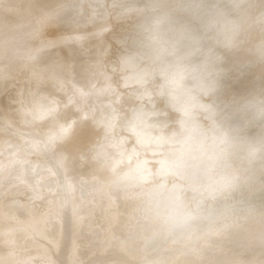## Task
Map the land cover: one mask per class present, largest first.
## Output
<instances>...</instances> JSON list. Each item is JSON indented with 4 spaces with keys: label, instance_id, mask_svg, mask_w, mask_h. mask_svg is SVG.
Returning a JSON list of instances; mask_svg holds the SVG:
<instances>
[{
    "label": "rangeland",
    "instance_id": "1",
    "mask_svg": "<svg viewBox=\"0 0 264 264\" xmlns=\"http://www.w3.org/2000/svg\"><path fill=\"white\" fill-rule=\"evenodd\" d=\"M9 1L0 0V20L11 25L7 26L9 32L0 30V51L6 46L4 36L13 34L27 22L26 13L34 4L29 0H12L15 7L6 12L4 6ZM117 1L121 0H65L74 5L63 23L57 24L56 11H50L45 17L36 15L21 29L29 34L19 39L29 55L37 54L45 43L57 45L52 52L61 57L57 60L59 76H45L34 87L26 84L30 75L23 70L28 58L25 54L20 58L21 66L10 76V69L0 66V113L10 121L0 127V264H100L99 261L101 264H228L225 259L216 261L220 253L213 245L217 236L228 235L239 221L257 227L256 232L263 230L264 210L249 218L232 215H237L238 209L232 212L229 208L242 205L244 195L239 193L232 198L222 188L221 181L224 175L240 179V188L244 189L247 179L257 175L249 183L250 203L264 202V192L255 189V182H264V140L241 161L240 156L232 155L227 146L221 145L220 150L214 151L222 162L221 167L212 165L207 158L195 167L196 173L202 175L198 184H189L185 177L168 172L166 164L170 151L183 145L186 132L181 130V125L186 118L196 119L193 134L208 136L200 147L203 151L216 140V128L228 124L232 117L238 121L232 136L245 137L242 151L248 142L264 138V111L254 112L251 108L254 102H264V59H255L256 53L264 51V10L259 17L264 0H251L245 13L237 16L229 0H199L195 6H191L193 0H154V16L148 26L149 32L157 29L159 38L148 44L137 42L130 51L143 57L147 51L174 48V54L165 57L170 61L181 56L182 50L178 48H186L190 40L197 39V61H206L209 69L199 76L180 74L173 78L172 94L179 93V87L176 88L179 83L190 88L191 109L187 115L175 109L156 114V121L161 123H156L154 132L169 129L171 143L154 144V152L138 148L130 159L122 158L128 152L123 145L133 135L121 126L132 128L134 121L128 117L137 110H149L151 104L140 94L143 83H126L130 70L117 68V62L127 52L126 40L133 37L137 23V17L125 12ZM43 2L48 3L40 1V5ZM190 7L194 12L185 21L182 13ZM55 8L60 9V5ZM256 9L254 15L258 14L259 19L246 28L248 10ZM102 13L107 14V30L95 35L89 46L87 43L79 46L80 53H71L70 57L63 41L68 28L74 24L88 39L94 30L92 18ZM30 27L38 28L36 35ZM234 36H247L248 44L236 52H228L226 45ZM121 38L125 41H120ZM101 40L107 44L105 54L98 52ZM10 59L11 56L7 62ZM162 62L164 59L159 64ZM99 63L97 72L103 75H96ZM76 77L90 79L94 102L88 101L89 93L75 82ZM209 85L213 89L204 87ZM163 88L159 84L154 92L159 93ZM24 91L27 96L38 91L42 98L53 101L54 110L41 117L31 116L24 123L23 117L15 113L16 102ZM208 107L211 110L207 111ZM109 124L112 129L107 133L104 127ZM60 126H66L65 131L59 130ZM114 145L122 150L117 152ZM101 148H105L104 152ZM71 158L74 159L72 170L65 172L64 166ZM206 172L209 177L203 174ZM129 174L135 178L125 176ZM175 186L179 187L177 194L182 203L169 211L166 198ZM10 203L21 214L15 209L9 211ZM198 206L204 213L189 219V225L197 231L185 241L171 239L167 233L171 220L182 210L193 211ZM230 214L224 228L221 221ZM116 218L120 219L117 226ZM134 236L141 238L138 245H133ZM205 244L207 250H203ZM228 247L236 251L235 264L247 261L248 253H242L239 242H229ZM257 260L250 264H258Z\"/></svg>",
    "mask_w": 264,
    "mask_h": 264
},
{
    "label": "bare ground",
    "instance_id": "2",
    "mask_svg": "<svg viewBox=\"0 0 264 264\" xmlns=\"http://www.w3.org/2000/svg\"><path fill=\"white\" fill-rule=\"evenodd\" d=\"M40 1H48V3L44 5L45 2H43V5H40ZM54 1L55 2L50 3V0H29V2L31 3L34 2L33 9H31L29 12L26 13L29 19L27 20V22H23V26H21V28L18 29L16 32H14L13 34L8 33L7 36H4L5 37L4 41L6 42V46L0 51V66L6 65L7 68L10 69V73H8L9 76L12 75V73L21 66L20 58L24 57L22 55L24 54L28 55V58L26 57L27 58L26 65L23 66V70L29 73L30 78L29 80L26 79V84H29L32 87H34V85H36L39 81H41L45 76H49L51 78H55L59 76L58 69L60 67L58 61H60L61 57L59 56V54L55 55V52H52L54 50V47L57 46L54 43H45L40 47L41 50H39L37 54L35 53L29 55L27 49H25L24 46H22L23 44L20 43L19 41V39L25 38L24 36L28 32L22 33L21 29H24V26L28 25L30 21L36 17V15L45 17L46 14L50 13V11H56L55 18L57 19L56 20L57 24L63 23V19L68 15V13L71 12V7L74 4L71 5V2L67 3L65 2V0H54ZM193 1L194 2L191 6H195L196 2H198L199 0H193ZM250 1L251 0H229V3L233 9V13H235V16L244 14ZM9 2H10L9 4L4 6V11L6 12L13 10V7H15L14 4L12 3V0H10ZM118 4H120V6L123 7V10L128 14L130 13L134 14L137 17L136 18L137 23L132 31V35L134 34L133 37L129 40H126L127 52L117 62V68L120 67V70L123 69L130 70L129 75L125 77L126 83L127 82L143 83L141 85L140 94H142L143 99H147L148 103L151 104L149 110L140 109L135 111L134 113H132L131 116L128 117V120L134 121L133 124L131 123V125H133L132 128H129L128 125H125V127L121 126V128L127 131L129 135L131 133H132L131 135H133L130 137V142L128 143L126 141L123 145L125 149L128 150V152L124 153L122 158L130 159L136 153V150L138 148H148L152 152H154L155 150L154 144L156 145L160 142L171 143L172 138L170 137L171 133L169 129L168 130L163 129L158 134L154 132V127L156 126V123H161L156 121L157 120L156 114L163 115L167 111L171 109H175L187 115V112H189L193 104V102L191 101L192 95L189 90L190 88L186 89L184 88L183 84L179 83V85L177 84L176 87V88L179 87L178 88L179 93L177 95H174L172 94L173 93L172 90L174 88L172 87L171 82L174 77H177V75L180 74L181 76L183 75H190L191 77L199 76L205 73L209 69V64L206 61H202V62L197 61V50H195L199 44V41L197 39L190 40L187 43L188 45L186 48L185 47L178 48L182 50L180 51L181 56L170 61H166L165 57L169 58L171 54L173 55L174 52L172 51V49L174 48H171L169 50L161 48L159 50H155L151 52L147 51L143 54L144 55L143 57L142 54L131 52L130 48L135 43L137 42L138 43L146 42L147 44L153 43L159 38L157 29L153 28L149 32L150 27L148 26L150 19L152 18V16H154V0H121L120 2H118ZM57 5H60V9L55 8V6ZM145 8L146 9L149 8V11H145ZM257 10L258 9L253 11L248 10V13L246 14L245 17L246 19L244 21V25L246 28L252 27L253 24L259 19L262 13L260 11L264 10V3L259 8V17L257 16L258 14L254 15L257 12ZM193 12H194L193 7L188 8V10L182 13V18H184L185 21L187 20L189 21ZM106 15H107L106 13H102L100 16L98 15L92 18L91 24L94 25V30H92L93 31L92 35L88 36V39L87 36L84 37L85 34H83V32L79 30L77 26H75L74 24L68 28L69 32L65 34L63 41H65V44L68 46L70 57L73 56L71 53L76 55L80 53L81 49L79 46H82V44L83 46H86L85 43H87L89 46L91 43L94 42L95 35L103 33L104 31L107 30L108 19ZM167 19L168 18H166V20ZM166 20H164V22ZM105 23L106 25H104ZM7 26L11 27V25H9V23H7L5 20H0V30L3 29V32L8 31L9 29L7 28ZM231 27L232 29H235L234 25ZM30 29L31 30L34 29L33 33L38 30V28L35 29V27H30ZM34 35L36 34L34 33ZM119 40L125 41V38H121ZM248 41L249 39L247 38V36H244L242 38L240 36H234V38L227 43L226 49L229 50L228 52H232V51L236 52L237 50H239L240 46H244V44L246 43L248 44ZM97 46L99 53L102 52L103 54L106 53L107 44L103 40H101L100 43L98 42ZM191 47L194 49V51ZM221 54H223V51L221 52ZM9 56H11V59L7 62ZM258 58L264 59V51L263 52L259 51V53H256L255 59ZM163 59L164 62L159 64ZM173 68L176 70H173ZM99 69H100V63L98 64V66H96V75H103L102 73L97 72ZM262 73L264 75V72ZM230 76L231 78L234 77L233 74H231ZM7 80L8 78L6 79V81ZM89 80L83 77L75 78V82L82 85V87L85 88L84 91L89 93L90 100L88 101L92 103L94 102V94L91 90L93 84ZM159 84L163 85L164 88L161 92L155 93L154 88ZM204 87L206 89L208 88L213 89V86L210 85ZM204 87H202V89ZM153 95H155L156 99H154ZM42 97L43 96L39 94L38 91L34 93H30V95L28 96H27V92L25 93L24 91L21 98L17 100L15 105V113L23 117L24 123L31 116L35 115L37 117H41L49 113L50 111L54 110L55 105L54 104L52 105L53 101H47ZM153 99L155 100V104L152 103ZM251 108L254 110V112H262L264 111V102L261 101L254 102ZM206 110L209 111L211 109L208 107L206 108ZM164 119L163 118L161 119L162 122L163 121L165 122L166 119L165 120ZM111 122L114 123L113 121ZM8 123H10L9 119H7V117L5 118V116L0 113V127H2V125L4 124L7 125ZM195 124H196L195 118L193 119L186 118L184 120V123L181 125V130L184 133L186 132L183 145L179 149H175V150L172 149L170 151L171 157L168 160V163L166 164V166H169L168 172L185 177V179L189 182V184L190 183L198 184V179L202 175L196 173L195 167L201 161H204V159L207 158L208 162H210L212 165H216V167H221L222 162H220L221 160L216 155V152L214 153L215 150L218 151L221 149V145L227 146L230 149V153L232 155H236L237 157L240 156L238 160L241 161L242 157H245L248 153L253 152L254 147L260 144L264 140L263 138V139H258L254 143L248 142L245 150L242 151V146L244 144L245 137L232 136L231 133L232 129L238 124V121L232 117L228 122V124L221 125L216 128L214 132V136L216 140L213 141V144L210 146L209 149L207 148V150L203 151L200 149V147L202 146V143H204L205 139H207L208 136L199 134L197 137L195 134H193ZM111 125L110 124L106 125L104 127V131H106L107 133L110 132L112 129V127L110 128ZM58 129L61 131H65L66 126H60L58 127ZM171 132H175V130L174 131L171 130ZM76 137L75 139L77 140ZM77 141L80 143L79 140ZM104 150L105 148H101L102 152H104ZM114 150L119 152L122 149L120 146L114 145ZM64 152L70 153L68 150H65ZM73 163H74V159L71 158V160H69L64 166L65 172H69L72 170ZM136 166L137 164L135 165V167ZM140 169L141 167L139 168V170H137L136 173L133 174H137L140 171ZM133 174H129L125 176L130 178H135V177H131ZM203 174L205 175V177L210 176L208 172ZM224 176L225 177L221 181L222 188L226 189L232 198H236V195L239 193H243L244 195V201L242 202L243 203L242 205L237 204L229 208L230 210H232V212H235L238 209V214L236 215L235 213L232 215L237 217L242 215V217L249 218V216H251L252 214L264 210V202H259L256 203L255 205L250 203V196L252 192L251 189H249V183L253 182V180H256L257 175L256 177L250 176L247 179L243 187L244 189L240 188V185L242 184V181H240V179H230L227 175ZM255 184H256L255 189L263 193L264 182L257 181L255 182ZM173 191L174 192L170 196H167L166 198L167 205L165 206L166 207L168 206L167 210L169 211L174 210L177 206H180L182 203V200L180 198L181 196L177 194V192H179V187L175 186ZM212 193L220 195L221 192L213 191ZM7 209L9 211L15 209L18 215L21 214L20 210L14 207L12 203L8 204ZM201 210L202 209H200L199 206L196 207V209L193 211L182 210L181 213H179V215L177 216V218L171 220L172 223L169 224L170 227L169 229H167L168 230L167 233H169V237H171V239L173 240L178 238V240L185 241V239L189 236V234H191L195 230L194 228L191 227V225H189L190 224L189 219L195 217L198 214L204 213L201 212ZM232 215L230 214L229 216H226V218L221 221V225L224 228H227L228 219ZM116 219L117 220L114 221L116 223L115 225L117 226L120 222V219L119 218ZM230 226H232L231 223ZM251 226L252 225H250V223L247 221L245 222L239 221L236 224H233L228 235L222 234L220 236H217L214 239V244L212 243L220 251L216 261L219 262L225 259L224 261L228 260L227 262L228 264H235L234 255L236 254V251L230 250L228 247V243L237 241L242 246L241 247L242 253L243 251H246V253H248L247 261L244 264H250L254 259L255 260L258 259L257 260L258 264H264V227L261 225L263 230L261 229L262 231L260 233L255 231L257 227H251ZM196 231L197 229L195 230V232ZM136 232L139 233L138 231ZM252 234H255L256 238H252L251 237L253 236ZM169 237L167 238L168 240ZM131 238L132 240H134L133 245H138L141 239L135 236ZM204 249L207 250L206 244L203 246V250ZM62 255L64 256V249L62 250ZM24 261L21 260V262ZM99 262L101 264V261Z\"/></svg>",
    "mask_w": 264,
    "mask_h": 264
}]
</instances>
